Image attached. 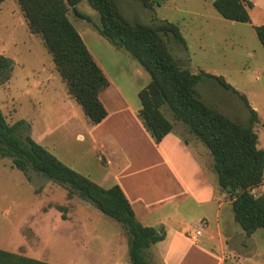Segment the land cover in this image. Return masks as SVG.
Segmentation results:
<instances>
[{"label":"rangeland","instance_id":"374dc122","mask_svg":"<svg viewBox=\"0 0 264 264\" xmlns=\"http://www.w3.org/2000/svg\"><path fill=\"white\" fill-rule=\"evenodd\" d=\"M160 1L161 6L154 4L148 9L138 0H118L133 22L153 25L168 21L180 27L187 46L170 41L176 59L190 61L192 73L204 70L223 76L234 86L240 94L212 81L202 83L199 91L241 124H249L251 113L240 95L247 97L258 115L254 126L258 147L264 149V48L255 31V27L264 25V0H249L254 3L249 9L251 23L224 19L214 8V0ZM77 9L90 21L73 10L70 20L134 112L124 114L125 118L120 116L127 122L125 126L117 124V117L103 126L90 124L69 94L41 37L30 33L16 0H6L0 6V55L13 60L10 79L0 84V106L6 121L11 125L25 121L24 137L30 136L103 188L122 183L130 195L136 191L152 202L154 214L148 224L155 228L161 225L168 234L166 242L154 247L164 257L173 243L172 264H264V231L247 237L239 224L232 222V200L219 187L209 150L174 120L168 108H164L166 117L189 141L207 170L215 195L226 202L224 218L228 219L221 239L212 209L185 197L186 190L180 188L172 170L174 166L180 172L174 158L147 151L136 111L141 109L139 93L151 81L150 75L128 53L99 34L100 16L88 1H82ZM117 103L108 107L113 113L119 108ZM109 131L115 136H108ZM263 192L264 183L253 190L255 195ZM68 195L67 187L34 171L26 175L13 167L11 158H1L0 249L52 264H131L128 233L123 225L91 202ZM58 206L66 210L60 211ZM204 216L210 218V226L204 228L196 246L192 233ZM176 231L182 232L183 238ZM146 253L150 264H162L151 250Z\"/></svg>","mask_w":264,"mask_h":264},{"label":"trees","instance_id":"16d2710c","mask_svg":"<svg viewBox=\"0 0 264 264\" xmlns=\"http://www.w3.org/2000/svg\"><path fill=\"white\" fill-rule=\"evenodd\" d=\"M6 0H0V6ZM88 1L98 12L97 31L115 48L125 51L150 75L151 81L139 93L141 109L138 116L156 144L174 131L164 108H168L176 122L204 145L213 159L212 169L224 194L232 200L234 220L247 237L264 231V192L253 190L264 183V149L258 147L259 136L254 126L257 112L247 97L240 95L250 110L249 124H241L219 107L208 102L199 87L212 81L227 91L240 92L226 81L201 70L198 74L178 66L170 41L187 46L177 24L162 21L144 24L129 20L118 0H16L31 34L40 36L52 56L56 68L66 83L69 94L82 107L90 124L98 126L109 116L101 94L110 81L90 52L84 39L70 20V11L90 21L77 9ZM148 8L161 6L160 0H138ZM214 8L226 20L251 23L249 0H214ZM264 48V25L255 27ZM13 60L0 55V84L10 79ZM26 122L11 125L0 106V159L11 158L13 167L28 175L30 171L67 187L70 198L79 196L91 202L100 212L123 225L128 233V256L131 264H150L146 253L153 245L166 239V232L144 226L119 185L103 188L90 178L68 167L47 148L30 136H23ZM184 138V137H182ZM189 145L187 139H183ZM66 210L63 206L57 207ZM65 218V215H63ZM0 264H52L0 249Z\"/></svg>","mask_w":264,"mask_h":264},{"label":"crops","instance_id":"0c3cea01","mask_svg":"<svg viewBox=\"0 0 264 264\" xmlns=\"http://www.w3.org/2000/svg\"><path fill=\"white\" fill-rule=\"evenodd\" d=\"M82 38L85 41V38L83 36H82ZM85 43H86V41H85ZM90 52H91V50H90ZM93 56L110 81V86L101 94V99L109 111V116L106 120H104L98 126H103L105 124H108L115 117L119 118V121L116 119L117 124L125 126V123H127V122L124 121L123 119H120V116L122 118H125L124 114L134 112V110H132L127 105L126 101H125L126 104L124 103L125 99H124L123 95L121 94L120 89L116 86V84H114L113 80L111 79L110 75L108 74L107 69L99 63L98 59L95 57L94 54H93ZM134 68L137 70V72H139V73L141 72L136 67H134ZM111 91H112V93H111ZM117 101H118V103H117ZM114 103H117L118 107H119L115 110V113H113V111L108 108L109 105H111V104L114 106ZM136 113H138V111H136ZM142 126H143V124L141 122V127H140L141 131L140 132L143 133V137L147 141V144H146L147 145V151L153 150L154 152H158V154L164 155L167 159H168V156L171 157V159L174 158V160L178 164V168H179L180 172L178 170H176V168L174 166H172V170H173V173L177 177L180 188H182V189L185 188V190H186L185 192L187 194L185 195V197L194 198L198 201V203L201 206H203V205L209 206L212 209V211H213V217L212 218H213L214 222H216V227H217V229H219L218 236L221 239L224 236L222 229H224L226 221L228 219V218H224V211H225L226 202L224 200H222L220 197H217L215 195V187L213 186V184L210 182V180L207 177V170H205V168L203 167L201 162L198 160L197 155L191 149L190 144L187 145L184 142V140H183L184 138H182L183 136L181 134H179V132H177L175 127H174V131L172 133L168 134L160 144H156L154 139L152 138V136L148 133V131L145 129V127L144 126L142 127ZM109 132L110 133L107 134L108 136L109 135L115 136L113 131H109ZM164 151L166 153H164ZM127 152L129 155L128 157H131L130 150L128 148H127ZM132 152H134V151H132ZM138 155H140V153H138ZM119 186H121V188L125 192L127 198L129 199L130 203L132 204V207L136 213L138 220L144 226L154 227V225H152L150 223L148 224V221H149L150 217L154 214V206L155 205L152 202H149L146 198L142 197L141 196L142 194H139L136 191H133V194L130 195L124 184L120 183ZM192 189H194V190H192ZM202 220H206L208 222V227L210 226V218L209 217L204 216ZM144 221H146V222H144ZM232 222L235 223L234 213H232ZM159 228H162L166 232V230L161 225H159L157 227V229H159ZM176 234H178V236H180V238H183L182 232H177ZM203 235H204V231H203ZM192 236H194V232L192 233ZM167 239H168V234L166 233V239L163 242H166ZM192 239H193L192 243H194L196 246L199 245L198 238H196L194 236V238H192ZM154 246L155 245H153L149 249L152 251L153 256L156 257L159 261H161L162 264H172V260H171V258H172L171 252L172 251H171V249H173V243H172V245L170 244L167 247V251L165 252L164 257H162V255L159 254V250L155 249ZM221 247H222V252H223L224 251L223 245ZM220 264H222V263H220Z\"/></svg>","mask_w":264,"mask_h":264},{"label":"built area","instance_id":"2783aa9c","mask_svg":"<svg viewBox=\"0 0 264 264\" xmlns=\"http://www.w3.org/2000/svg\"><path fill=\"white\" fill-rule=\"evenodd\" d=\"M208 227V222L206 220H202L199 225L194 228V236L199 238L203 235L204 228Z\"/></svg>","mask_w":264,"mask_h":264},{"label":"water","instance_id":"95a60500","mask_svg":"<svg viewBox=\"0 0 264 264\" xmlns=\"http://www.w3.org/2000/svg\"><path fill=\"white\" fill-rule=\"evenodd\" d=\"M177 64L182 69H189L191 66L190 61L188 60H178Z\"/></svg>","mask_w":264,"mask_h":264}]
</instances>
